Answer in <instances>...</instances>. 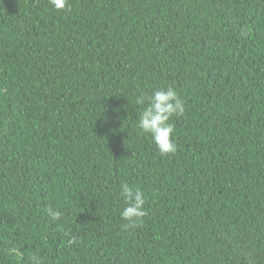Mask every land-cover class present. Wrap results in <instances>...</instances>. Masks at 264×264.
<instances>
[{"label": "trees", "instance_id": "1", "mask_svg": "<svg viewBox=\"0 0 264 264\" xmlns=\"http://www.w3.org/2000/svg\"><path fill=\"white\" fill-rule=\"evenodd\" d=\"M168 87L185 112L162 156L137 99ZM34 255L264 264V0H0V264Z\"/></svg>", "mask_w": 264, "mask_h": 264}, {"label": "clouds", "instance_id": "2", "mask_svg": "<svg viewBox=\"0 0 264 264\" xmlns=\"http://www.w3.org/2000/svg\"><path fill=\"white\" fill-rule=\"evenodd\" d=\"M50 5L56 11H63L67 8L68 0H49ZM138 113L137 126L145 134L151 136L160 155L174 154L177 151L175 143V126L170 121L174 116H182L185 112L184 102L179 98L175 89L158 88L152 91L150 97L142 96L137 99V104L145 105ZM120 196L123 199L124 207L120 212L122 219L136 226L142 218L147 215L144 208L146 203L145 193L138 187H131L127 183L122 184ZM48 215L58 221L63 215L60 211L49 207ZM69 235V244L76 242V237ZM33 264H42L37 256L32 257Z\"/></svg>", "mask_w": 264, "mask_h": 264}]
</instances>
